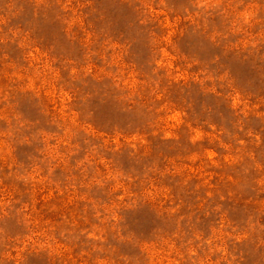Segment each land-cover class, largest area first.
Wrapping results in <instances>:
<instances>
[{"label":"rangeland","instance_id":"rangeland-1","mask_svg":"<svg viewBox=\"0 0 264 264\" xmlns=\"http://www.w3.org/2000/svg\"><path fill=\"white\" fill-rule=\"evenodd\" d=\"M0 264H264V0H0Z\"/></svg>","mask_w":264,"mask_h":264}]
</instances>
